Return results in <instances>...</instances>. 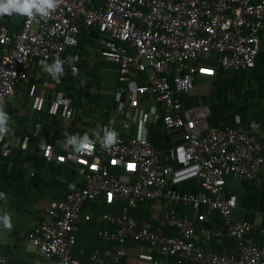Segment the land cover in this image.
I'll use <instances>...</instances> for the list:
<instances>
[{"label":"built area","instance_id":"2783aa9c","mask_svg":"<svg viewBox=\"0 0 264 264\" xmlns=\"http://www.w3.org/2000/svg\"><path fill=\"white\" fill-rule=\"evenodd\" d=\"M90 28L113 51L118 80L143 79L134 84V93L149 94L163 105L162 124L179 131L180 141L172 147L170 161L163 162L146 139L127 131L116 132L115 142L104 145V131L114 130L108 123L82 185L49 203L33 226L27 241L36 249V264H80L72 251L80 223L91 220L83 206L102 196L119 211L99 214L104 227L95 233L110 245L93 249L89 264H123L127 244H145L173 264H264V243L257 244L253 236L264 239V226L232 221L236 200L225 192L228 178L264 177V133L256 122L245 129L207 127L203 115L182 109L177 97L192 89L199 67L212 53L226 70L254 65L264 35V0H55L46 16L34 9L31 16L0 14V109L8 118L6 104L35 62L59 61L72 77L77 75L79 37ZM10 148L5 132L0 156L6 157ZM106 158L131 166L132 178L109 174L103 165ZM191 178L199 181L201 192L180 194L170 188ZM160 200L166 205L160 226L131 213L137 204ZM177 202L194 210L203 204L217 212L223 236L233 248L209 249V242L220 234L196 228L177 214L171 207ZM166 228L174 233L167 234ZM0 264L14 263L3 255Z\"/></svg>","mask_w":264,"mask_h":264},{"label":"crops","instance_id":"0c3cea01","mask_svg":"<svg viewBox=\"0 0 264 264\" xmlns=\"http://www.w3.org/2000/svg\"><path fill=\"white\" fill-rule=\"evenodd\" d=\"M102 39L95 29L82 30L76 76L62 68L63 73L53 78L37 61L29 68L24 85L16 87L6 104L11 148L6 157L0 156V216L8 213L11 227L6 228L0 221V256H9L14 264H36V249L27 241L33 226L49 203L62 200L68 191L82 185L83 174L94 159L97 141L108 123L115 132L127 131L129 136L146 139L163 162L170 161L172 147L180 141L179 131L162 124L163 105L149 94L134 93V84L143 79L136 76L126 83L118 80L113 51L103 45ZM177 97L182 109L202 114L207 127L245 129L250 122H256L264 133V35L251 68L237 72L223 69L212 53L199 67L192 89ZM73 134H87L94 141L90 154L76 153L71 145L64 147L67 136ZM103 165L120 180L133 176L128 164L106 158ZM170 188L180 194H197L202 190L195 178ZM225 192L236 200L232 221L264 226L263 176L247 180L228 178ZM115 205L102 196L83 206L91 220L90 224L79 225L72 251L79 262L91 248L107 245L96 239L92 227L103 226L99 214L112 212ZM165 206L163 200L152 201L139 204L136 210L153 225L160 226ZM171 207L188 217L196 228L220 234L209 242V249L227 252L233 248L223 236L225 228L217 212L203 204L196 210L182 202ZM125 252L123 264H173L170 258L153 253L145 244H127Z\"/></svg>","mask_w":264,"mask_h":264},{"label":"clouds","instance_id":"9594fccd","mask_svg":"<svg viewBox=\"0 0 264 264\" xmlns=\"http://www.w3.org/2000/svg\"><path fill=\"white\" fill-rule=\"evenodd\" d=\"M55 7V0H0V14H22L31 16L33 9L40 13L42 16H46L50 9ZM42 68L49 72L53 78H58L57 74H62L63 70L59 61H55L52 65L46 64L44 61H40ZM8 116L0 109V137L8 131L7 126ZM117 133L114 130L104 131L102 137V143L104 145H111L115 142ZM94 141L90 140L87 134L84 135H68L64 147L72 146V150L76 153L90 154L92 151V145ZM50 151V147H49ZM3 193H0V197ZM0 221L6 228L11 227L10 218L8 213H4L0 216Z\"/></svg>","mask_w":264,"mask_h":264},{"label":"trees","instance_id":"16d2710c","mask_svg":"<svg viewBox=\"0 0 264 264\" xmlns=\"http://www.w3.org/2000/svg\"><path fill=\"white\" fill-rule=\"evenodd\" d=\"M11 29H12V31H14V30H16L17 28L13 26V27H11ZM138 207H139V204H137L135 208L131 209V213H132L137 219H143V220H146V218L143 217L142 214H140L139 212H137L136 209H137ZM118 211H119V207H118V205L116 204V205H115V208H114V210H112V212L116 213V212H118ZM86 223H89V224H90V221H89V222H86ZM93 225H94V224H93ZM94 227H95V229H94V234H95V236H96V239H98L99 241L101 240V241H104V242L107 243V245H106L105 247H101V248H99V250H103L104 248L108 247L110 244H109L107 241H105V240L99 238V237L96 235L95 231H96L97 229L103 228L104 225H103V226H97V225H94L92 228H94ZM165 231H166L167 234H173V233H174L173 231H171V230H169V229H167V228L165 229ZM253 236H254L255 241H256L257 244H263V243H264V239L261 238L260 236H258V235H253ZM76 242H77V236H76ZM95 248H97V247H93V248H91L90 250L87 251V254H86V255H82V257L79 258V259H80V264H89V263H88V256H89L90 252H91L93 249H95ZM73 251H74V249H73Z\"/></svg>","mask_w":264,"mask_h":264}]
</instances>
